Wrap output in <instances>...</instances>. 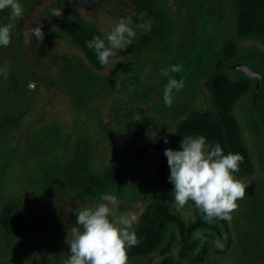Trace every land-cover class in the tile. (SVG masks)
I'll return each mask as SVG.
<instances>
[{
    "label": "rangeland",
    "instance_id": "1",
    "mask_svg": "<svg viewBox=\"0 0 264 264\" xmlns=\"http://www.w3.org/2000/svg\"><path fill=\"white\" fill-rule=\"evenodd\" d=\"M19 2L23 18L15 21L11 43L0 47V68H7V78L0 73V207L8 201L17 210L10 230L0 225V264H64L70 254L69 227L77 226V207L95 206L104 193L120 200L116 216L125 215L132 229L146 210L153 215L162 210L165 219L190 229L198 221L193 202L176 209L173 185L164 182L156 168L165 156L153 148L143 153V147L148 145L146 139L158 145L164 129H172L187 106L213 121L219 118V103L202 83L192 95L182 96L180 112L173 108L169 115L163 101L168 81L160 70L177 65L183 76L199 61L207 64L205 58L198 60L197 53L207 38L205 30L211 32L226 20L221 0H166L169 16L180 26L178 49L183 51L169 63L156 54L138 57L123 50L101 69L91 68L58 24L81 20L103 38L116 21L132 12L130 0ZM53 8L62 10V15L51 16ZM9 16L10 9L0 12V25L9 23ZM38 25L43 41L33 37L26 43V31ZM239 57L235 63L254 69L257 60H264V45L245 42ZM258 71L262 84L256 116L253 93L237 98L231 108L252 162L249 176L235 174L249 186L231 219L224 220L232 243L221 252L207 246L194 264H264V230L257 227L264 221L260 201L264 142L256 137L257 125L264 127V72ZM87 141L89 162L83 155ZM86 163L96 174L119 167L124 178L118 186L84 196L76 188L86 178L77 177L75 170ZM133 264H160V256Z\"/></svg>",
    "mask_w": 264,
    "mask_h": 264
},
{
    "label": "trees",
    "instance_id": "2",
    "mask_svg": "<svg viewBox=\"0 0 264 264\" xmlns=\"http://www.w3.org/2000/svg\"><path fill=\"white\" fill-rule=\"evenodd\" d=\"M130 1L133 3L132 12L126 13L123 18L131 17L133 27L143 23L144 20L150 19L154 22L150 31L143 32L137 28V38L124 52L138 57L145 56L146 53L156 54L159 58L164 59V63L173 60L179 51L183 53L180 47L178 49L181 35L180 26L169 16L166 0ZM221 2L226 13V20L222 26H214L211 32L205 30L204 35L207 38H204L203 45L197 53L198 60L205 58L207 64L202 65L199 61L193 70H189L183 76L178 72H168V75H163L167 81L169 78L184 81V88L180 92L173 91L176 101H173L172 106L167 107L164 104L169 115L174 110L180 112L184 106L182 96L192 95L195 92V87L202 83L215 101L219 103V118L213 121L207 115L198 113L191 106H187L173 128L168 131L164 129L165 132L159 139L158 145H154L148 139L145 140L148 145L143 147V153L150 152L151 148L162 154L165 149L179 150L183 137L202 135L209 143L218 142L225 155L229 152L240 153L243 156V162L240 164L239 172L235 174L249 176L252 173V162L243 140L241 126L231 115V108L237 98L248 93L254 94L256 79L244 75L239 70H232L231 67L236 64V60L242 58L239 57V53L243 43L252 42L264 45V0H221ZM142 12L147 15L140 19ZM203 22V25L207 24L205 19ZM58 26L69 37L71 44L82 52L91 68L101 69L104 67L97 60L94 50L86 47V41H90L93 36H100L93 26L81 20H62ZM250 59L254 60L252 57ZM257 62L258 64L254 63L256 67L253 70L257 71L258 68H261L264 72V60H257ZM235 72L239 73L237 78L232 77ZM138 78L139 76L136 78L139 81ZM258 91L259 97L260 87ZM256 131L261 133L259 136L256 134V137L264 142L262 139L264 127L257 125ZM165 138L168 140L167 144L164 143ZM87 145L88 141L83 155L89 162ZM156 168L164 182L171 184L168 181L170 171L166 157L161 163H158ZM75 173L77 177L86 178V181L79 182V186L76 188V191L84 196L96 191L103 192L109 185L118 186L124 178V170L119 167L113 166L96 174L92 172L89 163L80 166L75 170ZM260 192L262 198L260 201L263 206V189L260 188ZM196 210L197 223L193 224L190 229L184 230L179 222L165 219L162 210H160V215H156V213L153 215L149 210H146L139 221L140 223L133 228L139 238V243L127 249L128 264H133L154 254L160 256V264H194L207 246H213L217 252L225 249L227 251L232 243V232L227 222L220 219L209 221L205 219L203 213ZM16 213L17 210L11 202L3 203L0 207V225L6 230H10L12 224L15 223ZM261 214L264 216V213ZM257 227L264 230V221L257 224ZM262 245L264 246V238Z\"/></svg>",
    "mask_w": 264,
    "mask_h": 264
},
{
    "label": "clouds",
    "instance_id": "3",
    "mask_svg": "<svg viewBox=\"0 0 264 264\" xmlns=\"http://www.w3.org/2000/svg\"><path fill=\"white\" fill-rule=\"evenodd\" d=\"M10 9V22L0 25V47L11 43L15 21L23 18V5L19 0H0V12ZM51 16L60 17L62 10L51 9ZM147 13H140L143 19ZM154 21L144 20L133 27L131 17L119 19L103 37L93 36L86 41V47L94 50L102 66L112 63L118 51L126 50L137 38L136 29L150 31ZM26 43L35 37L37 42L44 39L41 27L30 28L25 33ZM180 66L173 65L161 69V75L179 72ZM0 73L7 78V68H0ZM184 81L169 78L164 86L163 101L171 107L173 91L180 92ZM164 143L168 140L165 138ZM164 156L170 171L168 181L173 185L174 206L179 211L189 201L204 214L205 219L230 220L231 213L238 208L237 201L246 196L249 185L237 179L235 173L240 170L243 156L240 153L224 154L217 143H209L202 135L183 137L179 150L165 149ZM100 203L95 206H78L75 211L76 225L70 226L71 239L66 241L70 254L64 264H128L127 249L139 243L132 223L125 215L116 216L115 209L120 200L113 194L104 193ZM134 219V217H133Z\"/></svg>",
    "mask_w": 264,
    "mask_h": 264
},
{
    "label": "water",
    "instance_id": "4",
    "mask_svg": "<svg viewBox=\"0 0 264 264\" xmlns=\"http://www.w3.org/2000/svg\"><path fill=\"white\" fill-rule=\"evenodd\" d=\"M232 70H239L241 73H243L244 75L248 76V77H252V78H256V83L254 85V97H253V102H254V107L256 110L255 116L257 114L258 111V89L261 85L262 79H261V75L250 69L249 67H247L246 65L242 64V63H236L234 65H232L231 67Z\"/></svg>",
    "mask_w": 264,
    "mask_h": 264
},
{
    "label": "flooded vegetation",
    "instance_id": "5",
    "mask_svg": "<svg viewBox=\"0 0 264 264\" xmlns=\"http://www.w3.org/2000/svg\"><path fill=\"white\" fill-rule=\"evenodd\" d=\"M261 60H263V59H261ZM253 70V69H252ZM254 71H256V70H254ZM256 72H258L259 73V71H258V69H257V71ZM260 74V73H259ZM261 75V74H260ZM256 79V78H255ZM261 79H262V75H261ZM261 84H262V82H261ZM261 86V85H260ZM257 134H259V135H261V133H260V131H257Z\"/></svg>",
    "mask_w": 264,
    "mask_h": 264
}]
</instances>
